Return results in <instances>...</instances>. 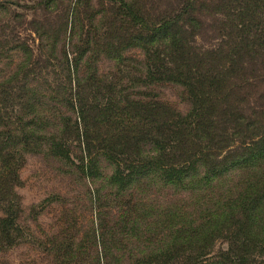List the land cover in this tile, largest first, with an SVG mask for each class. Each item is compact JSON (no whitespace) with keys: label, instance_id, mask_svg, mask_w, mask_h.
I'll return each mask as SVG.
<instances>
[{"label":"trees","instance_id":"1","mask_svg":"<svg viewBox=\"0 0 264 264\" xmlns=\"http://www.w3.org/2000/svg\"><path fill=\"white\" fill-rule=\"evenodd\" d=\"M108 1L119 3L118 10L124 11L121 15L132 27L130 46L144 50L143 72L128 83L133 79V83H142L149 90L156 85L180 86L189 110L180 113L152 91L143 101L131 99L127 108L126 96L118 91L102 97L107 103L94 112L92 104L99 103V93L103 88L110 92L116 83L79 78L80 60L74 59L70 70L64 54L68 75L57 97L62 104L75 107L82 120L88 159L84 171L90 177L99 174L97 161L101 153L114 166L108 181L118 189L152 178L201 201L197 210L186 206L178 210L182 220L176 231L179 250H166L161 257L155 254L135 264H264V0H163L165 8L156 17L155 12L146 11L150 20L130 3ZM151 3L159 6L157 0ZM208 9L216 25L211 31L218 37L213 41L218 42L204 48L197 46L196 39ZM111 30L108 28L104 34L106 40L113 41ZM110 46H101L108 56ZM130 46L127 44V48ZM40 80L48 87L45 79ZM86 84L94 90L84 95ZM47 93L34 91L30 107L43 105L51 98L44 99ZM22 97L18 109L30 101L26 91H22ZM11 108L0 103V123L6 122L1 110ZM89 109L98 123L106 122V138L97 134L91 138ZM127 111L131 120L128 139L111 132H128V125L120 121ZM10 119L9 127L0 129V252L6 240H15L16 219L23 213L15 193L22 161L15 156L17 151L28 149L24 144L12 150L26 132L16 124L20 121ZM117 145L122 147L121 152ZM51 151L69 160L61 140H53ZM232 176L237 177L235 185L217 196L215 187L221 185L217 190L222 189ZM223 234L227 236L223 238L227 247L213 252L214 236Z\"/></svg>","mask_w":264,"mask_h":264},{"label":"rangeland","instance_id":"2","mask_svg":"<svg viewBox=\"0 0 264 264\" xmlns=\"http://www.w3.org/2000/svg\"><path fill=\"white\" fill-rule=\"evenodd\" d=\"M123 1L138 7L146 20H150L146 17L147 10L155 12L156 17L166 4L163 0H157L159 6L151 0ZM118 6V2L108 0H0V85H3L0 91L4 96L0 103L12 107L1 110L6 122L0 123V129L9 127L8 118L11 122L20 121L16 124L26 134L11 148L28 146L15 156L22 161L18 169L20 184L15 193L23 213L16 219L15 240L11 243L6 240L0 252V264H135L155 254L161 257L166 250H179L176 231L182 222L178 214L180 207L197 210L201 203L194 195L165 187L152 178L118 189L108 181L114 166L101 153L97 161L99 174L90 177L84 171L88 159L84 152L86 133L82 120L75 107L62 104L57 97L68 75L63 64L64 54L70 70L74 59L80 60L79 78L116 83L110 92L103 88L99 93V103L92 104L94 112L99 105L107 103L102 97L118 91L126 96L127 108L131 99L143 101L152 91L180 113L189 110L180 86L156 85L149 90L142 83H133V79L128 83L130 78L143 72L144 50L130 46L132 27ZM209 12V9L205 11L208 17L203 18V27L196 39L199 47L207 48L218 42L213 41L218 37L211 31V26L216 25ZM110 27L113 41L104 37ZM102 44L111 45L109 56L102 50ZM22 47L27 51L21 50ZM25 77L27 81L22 80ZM40 79H45L48 87ZM12 80L14 84L6 85ZM72 88L75 90V85ZM90 89L93 91L94 87L84 85V95ZM22 91L27 92L30 101L18 109L23 103ZM34 91L48 92L44 99L51 98L43 105L30 107L34 103L31 99ZM9 93L12 95L7 99L5 96ZM92 110L87 112L93 128L91 138L96 134L106 138L103 134L106 122L98 123ZM125 113L120 121L128 125V132H111L128 139L131 120L130 113ZM53 140L63 142L69 160L53 154ZM117 149L122 147L117 145ZM236 180L232 176L222 189L217 190L221 185L216 186L215 194H226L228 186H234ZM224 234L214 236L213 252L227 247Z\"/></svg>","mask_w":264,"mask_h":264}]
</instances>
